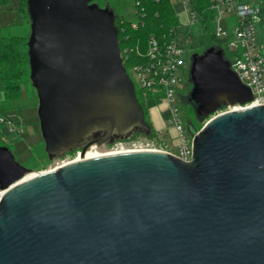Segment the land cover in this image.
<instances>
[{
	"label": "water",
	"instance_id": "obj_1",
	"mask_svg": "<svg viewBox=\"0 0 264 264\" xmlns=\"http://www.w3.org/2000/svg\"><path fill=\"white\" fill-rule=\"evenodd\" d=\"M30 79L46 152L150 131L95 0H27ZM193 158L163 150L91 155L27 180L1 143L0 264H264V104L223 50L194 53ZM192 133L195 129L189 127ZM95 139L88 141L91 136Z\"/></svg>",
	"mask_w": 264,
	"mask_h": 264
},
{
	"label": "built area",
	"instance_id": "obj_2",
	"mask_svg": "<svg viewBox=\"0 0 264 264\" xmlns=\"http://www.w3.org/2000/svg\"><path fill=\"white\" fill-rule=\"evenodd\" d=\"M133 1L137 17L131 22L133 27H138L145 11L142 0ZM171 2L173 6L176 2L183 5L186 20L181 21L179 18L180 24L173 28V36L169 40L161 41L155 35H151L148 40L146 60L132 66L128 74L131 79L132 75L135 76L136 81H134L140 88L160 92L162 98L156 107L161 112L169 111V123L175 130L178 144V152L170 153L182 160L191 161L194 136L199 130L195 134L186 131L185 120L176 103V97L178 83L184 80L181 71L188 69V57L190 56L191 60L193 57V54L192 56L190 54L193 35L184 30V27L194 21H202L193 6L194 0H171ZM254 2L256 0H208L210 24L211 27L215 26L214 35L221 39L218 45L230 54L228 61L232 69L240 80L251 88L254 96L252 101L241 107L264 104V54L260 50L256 27L259 8ZM6 121L11 120H7L4 116L0 117V123ZM11 131L19 133L22 132V128H12ZM139 146L144 148L143 144ZM152 149L167 151L160 148ZM5 192L6 189L0 188V201Z\"/></svg>",
	"mask_w": 264,
	"mask_h": 264
},
{
	"label": "rangeland",
	"instance_id": "obj_3",
	"mask_svg": "<svg viewBox=\"0 0 264 264\" xmlns=\"http://www.w3.org/2000/svg\"><path fill=\"white\" fill-rule=\"evenodd\" d=\"M95 2L101 6L109 5L117 15H122L127 20H135L137 17L133 0H95ZM254 3L259 8L256 17V27L260 50L264 54V0H256ZM18 6L19 0H10L8 5L0 7V24L8 26L9 33L21 35L30 32L31 23L27 13H25V23H23V17L19 12ZM174 7L177 14L179 15L180 20L185 21L186 16L184 14L185 12L183 5L180 2H176ZM214 28L215 26L213 25L211 27L212 33L208 35L205 31V25L200 21H194L189 26L184 27V30L189 31L190 34L193 35V43L190 48L191 56L196 52L200 53L201 51L205 50L211 42L216 45L221 43V39L216 37L213 33ZM142 44L144 43L141 42V45ZM142 51L143 47L140 46L138 42L131 44L130 42H123L122 44L121 52L123 59L128 58L131 52H133V55H135V57L138 59ZM188 61V69L181 71L182 76H184V80L178 83L179 89L176 97V103L181 110L184 120H187L188 123L194 124L195 128L197 127V130H200L212 116L224 110H228L230 107L220 109L209 116H201V118L196 117L192 104L187 102V94L190 93L192 88V84L188 79L190 65L192 63L190 56L188 57ZM132 77L136 81L135 76L132 75ZM2 99L3 86L0 79V109L2 108ZM37 109L38 96L29 76L27 83L23 84L22 86L21 98L14 100L11 103V108L7 112L9 117L0 113V117L4 116L7 118V120H11L6 121L5 123H0L1 140H3V142L13 151L16 159L29 168V172L26 175L55 168L64 162L73 160L78 155V153L81 152L80 145L77 146L73 153H64L59 156L51 157L45 149V143L41 135ZM162 116L165 121H167V130L160 132L157 138L146 139L144 137H139V139L135 140H117L115 138L114 140L107 143H94L91 146V149L93 148L92 151L108 152L124 148L139 149V145L143 144L144 148H160L172 153H177V138L175 137V130L169 123V111L163 110ZM186 127L187 126H185V128ZM12 128H22V132H12Z\"/></svg>",
	"mask_w": 264,
	"mask_h": 264
},
{
	"label": "trees",
	"instance_id": "obj_4",
	"mask_svg": "<svg viewBox=\"0 0 264 264\" xmlns=\"http://www.w3.org/2000/svg\"><path fill=\"white\" fill-rule=\"evenodd\" d=\"M9 2L10 0H0V7L8 5ZM142 5L145 14L138 27H133L131 20H127L124 16L115 13V26L118 30L120 49L122 50L123 42H130V44L138 42L143 47V51L138 59L133 55V52L130 53L131 56L129 55L128 58L124 59V65L128 73H130L132 66L146 60L148 40L151 35H155L161 41L169 40L173 36V28L180 24L178 14L171 0H142ZM193 6L197 10L200 20L205 24L206 34L210 35L212 33L210 24L211 13L207 10L208 0H194ZM18 9L24 18H26L25 13H27L30 19L27 0H20ZM30 33L31 30L29 33L21 35L11 34L8 32V26L0 24V79L3 86V99L1 101L2 108L0 109V113L2 115L8 116L7 112L11 108L12 101L21 98L22 86L27 83L30 76V56L28 52ZM141 42L144 44L141 45ZM210 46L222 49L221 45H216L212 42L206 49ZM223 53L224 57L229 60L230 54L225 49H223ZM188 79L191 82L190 73ZM132 80L135 85L136 97L143 108L145 119L151 126V130L136 129L130 136L116 139L135 140L139 139V137L146 139L157 138L159 133L151 119L150 109L160 103L162 96L160 92L140 88L133 78ZM187 102L192 104L196 117L201 118L196 113L195 104L190 99V93L187 94ZM226 107L224 105L221 109H225ZM185 125L190 134H195L198 131L197 127L195 128V125L188 123L187 120L185 121ZM190 126L195 129V133L191 132ZM1 143L6 145L3 140H1Z\"/></svg>",
	"mask_w": 264,
	"mask_h": 264
},
{
	"label": "bare ground",
	"instance_id": "obj_5",
	"mask_svg": "<svg viewBox=\"0 0 264 264\" xmlns=\"http://www.w3.org/2000/svg\"><path fill=\"white\" fill-rule=\"evenodd\" d=\"M238 108H240L239 105H236V106L232 107L231 109H238ZM92 149L90 147L84 153L79 152L78 155L73 160H70L68 162H71V161H74V160H77V159H81V158H84V157H87V156H91V155H98V154H105V153L140 151V150H157V149H152V148L151 149H147V148L125 149L124 148V149L112 150V151H108V152H98V151H94V150L92 151ZM68 162H64L63 164L68 163ZM63 164H60V165H63ZM60 165H58V166H60ZM42 172H44V171H42ZM39 173H41V172H36V173H31V174L25 175L24 178L21 181L27 180V179H29V178H31V177L39 174Z\"/></svg>",
	"mask_w": 264,
	"mask_h": 264
},
{
	"label": "crops",
	"instance_id": "obj_6",
	"mask_svg": "<svg viewBox=\"0 0 264 264\" xmlns=\"http://www.w3.org/2000/svg\"><path fill=\"white\" fill-rule=\"evenodd\" d=\"M19 2H20V0H19ZM22 17H23V23H25V18L23 15H22ZM150 115H151V119L153 121V124L159 133L167 130V122L163 118L162 112L160 111L159 108H157L156 106L152 107L150 109ZM8 117H9V115H8Z\"/></svg>",
	"mask_w": 264,
	"mask_h": 264
},
{
	"label": "flooded vegetation",
	"instance_id": "obj_7",
	"mask_svg": "<svg viewBox=\"0 0 264 264\" xmlns=\"http://www.w3.org/2000/svg\"><path fill=\"white\" fill-rule=\"evenodd\" d=\"M94 139H95V136L93 135V136H91V137L89 138L88 141H92V140H94ZM92 145H93V144H92ZM92 145H91V146H92ZM91 146H90V147H91ZM90 147H89V148H90ZM82 149H83V145L81 146V150H82ZM74 151H75V150H74ZM74 151H70V152L73 153ZM67 153H69V152H67Z\"/></svg>",
	"mask_w": 264,
	"mask_h": 264
}]
</instances>
